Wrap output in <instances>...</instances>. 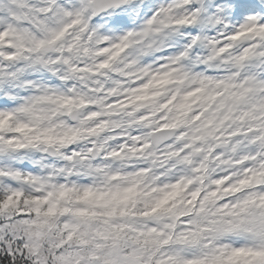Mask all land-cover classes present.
I'll return each mask as SVG.
<instances>
[{
    "label": "snow or ice",
    "instance_id": "snow-or-ice-1",
    "mask_svg": "<svg viewBox=\"0 0 264 264\" xmlns=\"http://www.w3.org/2000/svg\"><path fill=\"white\" fill-rule=\"evenodd\" d=\"M0 264H264V0H0Z\"/></svg>",
    "mask_w": 264,
    "mask_h": 264
}]
</instances>
